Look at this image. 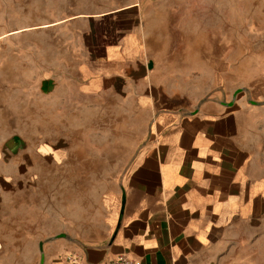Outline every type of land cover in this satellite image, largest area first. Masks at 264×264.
Wrapping results in <instances>:
<instances>
[{
    "label": "rangeland",
    "instance_id": "rangeland-1",
    "mask_svg": "<svg viewBox=\"0 0 264 264\" xmlns=\"http://www.w3.org/2000/svg\"><path fill=\"white\" fill-rule=\"evenodd\" d=\"M57 1L51 9L0 0V264H40L42 257L49 264L54 251H63L58 259L99 241L121 179L147 141L149 113L163 111L154 102L85 96L70 81L67 89L41 93L38 73L54 61L50 35L4 37L38 15L85 14L95 22L104 18L98 13L137 4L131 28L147 94L170 96L183 114L205 104L246 112V141L264 166V0ZM112 24L92 27L112 42ZM82 27L78 21L68 32ZM75 43L60 28V66L67 55L73 60ZM238 255L236 264H264V219L246 225Z\"/></svg>",
    "mask_w": 264,
    "mask_h": 264
},
{
    "label": "crops",
    "instance_id": "crops-1",
    "mask_svg": "<svg viewBox=\"0 0 264 264\" xmlns=\"http://www.w3.org/2000/svg\"><path fill=\"white\" fill-rule=\"evenodd\" d=\"M28 2L51 9L59 4H23ZM136 6L98 13L104 18L95 22L85 14L51 12L49 18L38 15L40 21L4 33L5 38L28 30L50 35L54 61L38 73L43 94L67 89L70 81L85 96H117L123 99L115 100L117 104L155 103L163 108L149 113L147 141L121 179L108 229L99 241L73 251L80 257L77 264H108L119 253L141 264H236L238 249L246 247V225L264 219V166L248 147L246 112L205 104L183 114L170 96L148 95L143 56L131 28L140 15ZM105 20L113 23L112 42L92 27ZM78 21L86 28L68 32ZM60 28L77 41L73 60L66 56V67L58 61ZM93 36L94 45L88 42ZM60 253H51L49 264H73L63 254L56 259Z\"/></svg>",
    "mask_w": 264,
    "mask_h": 264
},
{
    "label": "built area",
    "instance_id": "built-area-1",
    "mask_svg": "<svg viewBox=\"0 0 264 264\" xmlns=\"http://www.w3.org/2000/svg\"><path fill=\"white\" fill-rule=\"evenodd\" d=\"M65 258L73 264H77L80 260V257L75 252H70L65 256ZM108 264H141V262L137 259L132 258L127 253H119L110 258Z\"/></svg>",
    "mask_w": 264,
    "mask_h": 264
},
{
    "label": "water",
    "instance_id": "water-1",
    "mask_svg": "<svg viewBox=\"0 0 264 264\" xmlns=\"http://www.w3.org/2000/svg\"><path fill=\"white\" fill-rule=\"evenodd\" d=\"M124 203V198H123V200H122V204ZM43 262H44V259H43V257L41 258V262H40V264H43Z\"/></svg>",
    "mask_w": 264,
    "mask_h": 264
}]
</instances>
